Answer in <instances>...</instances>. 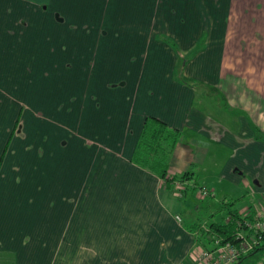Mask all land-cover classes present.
<instances>
[{"label":"crops","instance_id":"0c3cea01","mask_svg":"<svg viewBox=\"0 0 264 264\" xmlns=\"http://www.w3.org/2000/svg\"><path fill=\"white\" fill-rule=\"evenodd\" d=\"M50 1L0 0V264H195L198 225L264 212V0ZM151 116L180 196L131 161Z\"/></svg>","mask_w":264,"mask_h":264},{"label":"trees","instance_id":"16d2710c","mask_svg":"<svg viewBox=\"0 0 264 264\" xmlns=\"http://www.w3.org/2000/svg\"><path fill=\"white\" fill-rule=\"evenodd\" d=\"M167 42L174 46V43L170 40ZM257 137H263L260 131L257 132ZM179 138L180 133L178 130L168 127L165 122L156 117H146L131 161L157 175L167 186L174 185V182L178 180L186 181L194 186V181H191L194 175L192 170L186 171L179 176H174L170 174L168 169L169 158ZM193 189L197 188L193 187ZM228 215L231 217L228 223H206L211 230L225 239H231V233L235 230L236 221L241 218L236 211L231 209L228 210ZM200 225L194 230H198ZM197 240L204 247L209 246V241L204 231H201ZM262 249H264V241L258 248L241 257L236 264H244L251 255Z\"/></svg>","mask_w":264,"mask_h":264},{"label":"built area","instance_id":"2783aa9c","mask_svg":"<svg viewBox=\"0 0 264 264\" xmlns=\"http://www.w3.org/2000/svg\"><path fill=\"white\" fill-rule=\"evenodd\" d=\"M189 185L186 181H175L174 186L177 195L185 190ZM199 198H206L211 192L206 187H197ZM236 221L235 230L231 233V239H225L208 227L206 223L200 225L194 235L198 238L201 231L206 233L209 246L201 244L200 250L195 258V264H236L241 257L249 254L258 248L264 241V212H256L249 216H240ZM181 222L179 215L175 216ZM231 217L225 218V223L230 222Z\"/></svg>","mask_w":264,"mask_h":264},{"label":"rangeland","instance_id":"374dc122","mask_svg":"<svg viewBox=\"0 0 264 264\" xmlns=\"http://www.w3.org/2000/svg\"><path fill=\"white\" fill-rule=\"evenodd\" d=\"M97 2L98 1H96V0H51L50 5H51L52 9H55L56 17L60 21H63L64 20L63 14L66 13L67 16H70L71 10H73V9L86 10L87 7H89V6H96ZM202 2H207V0H202ZM170 3H172V4H170ZM190 3H191V0H158L157 7L162 8V9H164V7H166L167 9L170 10V9H173L174 7H177V6L189 5ZM101 4L106 7V10H108L109 7H113V0H102ZM136 5H137V3L135 2L132 6L135 7ZM115 6L116 5H114V7ZM169 6H171V7H169ZM171 48H172V50H175V51L177 50V48L173 45H171ZM181 64H182V62L179 63V65H181ZM189 186H190V183H189V185H187L185 187V190L183 192H185ZM183 192L181 194H183ZM195 196H196L197 200H204L205 199V198L204 199L199 198L197 193H195ZM187 219H189L188 216H187ZM244 264H264V249L259 250L255 254L251 255L244 262Z\"/></svg>","mask_w":264,"mask_h":264}]
</instances>
